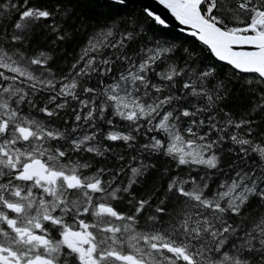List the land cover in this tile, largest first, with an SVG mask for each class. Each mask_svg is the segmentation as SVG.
Wrapping results in <instances>:
<instances>
[{
  "label": "snow or ice",
  "instance_id": "6c2138e0",
  "mask_svg": "<svg viewBox=\"0 0 264 264\" xmlns=\"http://www.w3.org/2000/svg\"><path fill=\"white\" fill-rule=\"evenodd\" d=\"M154 3L0 0V264H264V0Z\"/></svg>",
  "mask_w": 264,
  "mask_h": 264
},
{
  "label": "water",
  "instance_id": "95a60500",
  "mask_svg": "<svg viewBox=\"0 0 264 264\" xmlns=\"http://www.w3.org/2000/svg\"><path fill=\"white\" fill-rule=\"evenodd\" d=\"M136 5L152 6L155 7L158 12H163L162 6H158L154 3V0H136ZM174 24V23H173Z\"/></svg>",
  "mask_w": 264,
  "mask_h": 264
},
{
  "label": "bare ground",
  "instance_id": "6f19581e",
  "mask_svg": "<svg viewBox=\"0 0 264 264\" xmlns=\"http://www.w3.org/2000/svg\"><path fill=\"white\" fill-rule=\"evenodd\" d=\"M172 23H175L174 21H172Z\"/></svg>",
  "mask_w": 264,
  "mask_h": 264
},
{
  "label": "trees",
  "instance_id": "16d2710c",
  "mask_svg": "<svg viewBox=\"0 0 264 264\" xmlns=\"http://www.w3.org/2000/svg\"><path fill=\"white\" fill-rule=\"evenodd\" d=\"M138 6V5H137Z\"/></svg>",
  "mask_w": 264,
  "mask_h": 264
}]
</instances>
